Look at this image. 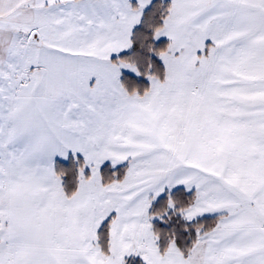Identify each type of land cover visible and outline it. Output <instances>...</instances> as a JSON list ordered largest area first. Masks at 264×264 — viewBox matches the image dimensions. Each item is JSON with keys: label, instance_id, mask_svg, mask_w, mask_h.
<instances>
[{"label": "snow or ice", "instance_id": "obj_1", "mask_svg": "<svg viewBox=\"0 0 264 264\" xmlns=\"http://www.w3.org/2000/svg\"><path fill=\"white\" fill-rule=\"evenodd\" d=\"M0 264H264V0H0Z\"/></svg>", "mask_w": 264, "mask_h": 264}]
</instances>
